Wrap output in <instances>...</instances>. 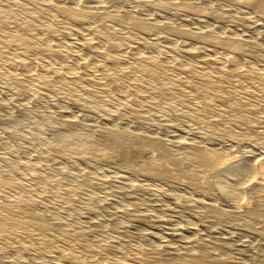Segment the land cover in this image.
Masks as SVG:
<instances>
[{"label": "bare ground", "instance_id": "1", "mask_svg": "<svg viewBox=\"0 0 264 264\" xmlns=\"http://www.w3.org/2000/svg\"><path fill=\"white\" fill-rule=\"evenodd\" d=\"M41 101L52 137L0 130V264H264V0H0V115Z\"/></svg>", "mask_w": 264, "mask_h": 264}, {"label": "rangeland", "instance_id": "2", "mask_svg": "<svg viewBox=\"0 0 264 264\" xmlns=\"http://www.w3.org/2000/svg\"><path fill=\"white\" fill-rule=\"evenodd\" d=\"M5 97V96H4ZM3 96H2V98H4ZM48 103V104H47ZM49 106V108L52 110L51 112H54L55 110L53 109V108H51L50 107V101L49 102H45V101H41L39 104H37L36 106H34L31 110H32V113H27V115L29 116H25V118H19V119H16V118H10L9 116H7V115H9L11 112V109L9 110V111H6V113H4L3 115H0V119H1V121L0 122H2L1 124H0V130L2 129V128H9V130H10V134H12L13 132H14V134H12V135H10V136H14V137H16L18 134H20L21 136L24 134V135H31L35 140H37V139H40V138H46V139H48L49 137H52L54 134H52V133H48V134H46V133H44V132H39L38 134H37V132L38 131H36L34 128H33V126H30L31 125V123H32V120L34 119V114H40L41 113V111L44 109V108H46V107H48ZM47 109V108H46ZM54 110V111H53ZM1 114V113H0ZM43 114V113H42ZM31 115V116H30ZM48 115H50V113H48ZM4 116H6V117H4ZM2 117H3V119H2ZM9 118V119H8ZM33 118V119H32ZM80 118H88L87 117V115L86 114H83V115H81L80 116ZM4 122V123H3ZM93 124L94 125H100V126H108V124H102V123H100L98 120H94L93 121ZM136 126H134L133 127V125H130V124H127V125H121V128H123V129H125V130H129V131H131V130H134V131H137V132H142V133H144V134H148V136L149 135H152V134H154V130L153 129H151V131H150V129L148 130V129H142V128H138V127H136ZM135 128V129H134ZM12 130H13V132H12ZM152 130H153V132H152ZM33 133H34V135H33ZM52 136H51V135ZM36 135V136H35ZM48 135V136H47ZM7 140H10L11 138L9 137V135H7V138H6ZM68 141V143H69V146H72V147H78L79 145H80V143L78 142V141H71V139H68L67 140ZM12 143H13V141H11ZM15 146H18L19 148L21 147V148H23V146H22V141L21 140H19L18 142H16L15 144H10V143H0V155H5L6 153H8L7 151H8V147H15ZM217 146V147H216ZM216 146H210V150H212V149H214V150H217V151H221L222 150V152H227V151H229V150H231V149H234L236 152L235 153H237V155L238 154H242L243 153V151L245 150V148H243V146L242 145H237V146H234L235 148H232V147H229L228 145H226V144H221V145H216ZM221 146L222 147H224L223 149H221L220 150V148H221ZM228 147V148H227ZM238 147V148H237ZM241 147V148H240ZM231 148V149H230ZM24 149V148H23ZM226 149V150H225ZM227 149H229V150H227ZM239 151V152H237V150ZM240 149V150H239ZM244 149V150H243ZM241 151V152H240ZM0 173H2V170L0 169ZM218 202L221 204V205H224V202H222L221 200H218ZM169 202L168 201H164V205H167ZM115 207V206H114ZM85 206H83L82 208H79V209H77L76 211H75V213H77V214H81L82 212H84V210H85ZM109 211L108 210H105L104 211V213L103 212H101V213H103L102 215H100L99 217H102V216H105V215H107V213H108ZM179 211H176L175 210V212H171V214H168L167 212V214L165 213V214H163L165 217H152V216H148L146 213L144 214L143 212H136V214L137 215H139V217L144 221V223H145V226L140 230V231H138L136 234H134V236L137 238V237H144L146 234H153V233H155V234H157L159 237H161V238H163L164 237V239H167L168 237H169V239H171V240H173V234L175 233V232H177V229H178V227H180V225H182L183 224V220H189V218H187V217H182V215H181V213L179 212ZM170 213V212H169ZM172 213H174V214H172ZM177 213V214H176ZM143 215V217H141ZM167 215H169V216H167ZM181 215V216H180ZM182 217V219H180V217ZM145 217V218H144ZM157 218H159V219H157ZM162 218V219H161ZM166 218V219H165ZM159 220H162V221H159ZM180 222L182 223V224H180ZM195 223V221H192V220H189V226H192L194 223ZM149 224V225H148ZM180 224V225H179ZM178 226V227H177ZM214 226V225H213ZM240 225H238V226H230V227H227V226H217V225H215V227H217V230L219 231V233H218V236L219 237H223V238H225V239H227L228 240V242H230V244L232 245V246H234V247H238V248H243V249H246V251L248 252V253H251L252 251H253V247L251 246V245H245L244 246V244H243V239H244V236H243V233H241L240 232V229H243L244 227L243 226H240ZM243 227V228H242ZM176 228V229H175ZM212 229V228H211ZM191 230H187V232L186 231H184V235H192V234H195L194 232H191ZM190 233V234H189ZM202 233L203 234H205V235H209L207 232H203L202 231ZM196 235V234H195ZM151 242V244H155V241L154 240H151L150 241ZM165 256V255H164ZM169 257V256H168Z\"/></svg>", "mask_w": 264, "mask_h": 264}]
</instances>
